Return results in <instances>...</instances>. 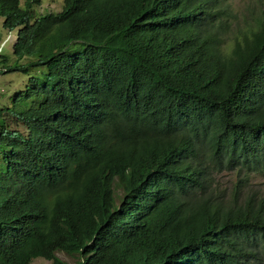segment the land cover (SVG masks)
<instances>
[{
	"label": "trees",
	"instance_id": "16d2710c",
	"mask_svg": "<svg viewBox=\"0 0 264 264\" xmlns=\"http://www.w3.org/2000/svg\"><path fill=\"white\" fill-rule=\"evenodd\" d=\"M248 2L259 5L245 29L230 20L239 34L222 55L199 33L211 25L207 0H64L30 24L18 0H0L5 26L24 23L13 54L46 66L30 84L74 101L86 130L68 156L0 138V198L16 191L34 205L11 218L0 209V264H66L55 250L79 252L80 264H264V196L242 195L239 180L226 194L215 178L264 170V0ZM117 75L130 117L105 100ZM40 132L62 141L51 123Z\"/></svg>",
	"mask_w": 264,
	"mask_h": 264
},
{
	"label": "clouds",
	"instance_id": "9594fccd",
	"mask_svg": "<svg viewBox=\"0 0 264 264\" xmlns=\"http://www.w3.org/2000/svg\"><path fill=\"white\" fill-rule=\"evenodd\" d=\"M225 2H229V8H230V0H207L206 4V10L210 11L211 14V20H210V26L207 28H203L200 30V35H210L212 34L216 40L218 41V48H219V54H227L231 48L235 45V34L230 36L229 33L233 29L234 26L238 25L234 22L230 21L232 19L231 14H229V21H228V27L226 29H222V31L217 32L218 28L220 26L221 17L217 16V14H227L230 11H228L225 7ZM64 4V0H63ZM18 5L20 9L26 10L28 13V19L27 23H33L37 18L41 17V15L46 13H57V12H42L41 8V2L40 0H18ZM36 6L38 9V15L33 14L32 7ZM41 7V8H40ZM63 7V5H62ZM231 10V8H230ZM232 13V12H231ZM141 17V16H140ZM5 16L0 14V23L1 26L8 29L9 32L6 35V38L0 42V73H8L11 71L16 70H23L20 68L14 69L13 65L9 63V59L6 55L2 54L3 47L11 40L12 42V51L13 46L18 40V36L20 35V29L24 25V23H18L14 26H10L11 28L4 25ZM212 26H215L212 28ZM246 24H243L241 28L245 29ZM16 35L13 38L12 33L10 30L16 29ZM13 53V52H12ZM14 55V54H13ZM23 57L22 61L20 62L21 58ZM22 57H16L17 63L20 65H24L27 68L24 69L25 71L32 70L34 68L43 67L45 69L44 76L39 78L34 75H29L26 79L25 85L23 88L17 90L15 94L13 95L12 101L14 103L17 102V100H26L28 103L26 106L19 110V114L17 117H15L14 120L9 122V127L6 128L5 124L0 125V138L5 136H18L20 140H27L29 143L39 152L47 153V152H62L65 153L68 156V148L71 147V139L70 137L75 138H81L83 134L86 133V130L84 129V124L80 116L74 115L69 110V105H75L74 101H68L63 102V100L53 92H43L39 90V85H32L30 84L29 78H34L37 80H43L45 77V74L47 73V69L45 65H34L32 61H34L33 57L31 55H23ZM3 59H6V64H3ZM126 77H122L121 75L113 76L110 78H106L104 81V95L105 100L109 104L111 110L126 118L130 117L135 112L134 105L130 102V87L128 85V82L126 80ZM30 84L29 90L32 92V94L26 92L23 94L25 88L27 85ZM31 85L33 86L31 89ZM93 91V90H92ZM2 92V89L0 88V93ZM81 97L83 100H88L89 102H93L96 97L93 95H90L87 90L81 91ZM8 109L10 107H7ZM2 114V109H0V115ZM28 116V117H23ZM38 117L36 120L35 117ZM48 123H51L54 126H57L60 128L62 141H54L51 139H39L36 134L40 135L41 129L48 126ZM228 170V169H224ZM223 170V171H224ZM234 172V175L236 177V180H239L240 182L244 183L246 185L249 176L254 173H261L264 170L260 172H251L248 174L243 173H237L235 170H230ZM116 180H115V201L116 204L119 203V196L116 193ZM122 193V192H121ZM259 195V194H257ZM264 196V195H261ZM28 207L34 211V205L32 202L28 201L21 193L16 191H8L0 198V209L5 213V215L8 218L13 217L15 214H17L20 210H22L24 207ZM56 253H62L65 255H78L79 260L78 264H80L83 261V256L79 252H73L68 253L64 250H55L54 256L61 261L65 262L61 258H59ZM36 257H42L41 259H46L48 261H51L52 264H55L54 260L55 258H47L44 256H35L31 259L30 264H33V260ZM68 264L67 262H65ZM175 264V263H174Z\"/></svg>",
	"mask_w": 264,
	"mask_h": 264
},
{
	"label": "rangeland",
	"instance_id": "374dc122",
	"mask_svg": "<svg viewBox=\"0 0 264 264\" xmlns=\"http://www.w3.org/2000/svg\"><path fill=\"white\" fill-rule=\"evenodd\" d=\"M41 10L45 12H57L62 8L63 0H40ZM258 3L248 2V0H230L231 8V17L235 20L238 27H241L245 23H249L251 19L248 16V13L255 11ZM33 14L38 15V9L36 6L32 7ZM16 29L10 30L14 36L16 35ZM8 29L1 26L0 23V42L6 38ZM234 34H239L237 27H234L229 33L230 36ZM12 42L9 41L4 47L2 54L6 55L9 59V63L14 65L18 61L16 60L15 55L12 53ZM21 58L20 62L22 61ZM45 69L43 67L34 68L32 70H16L8 73H0V88L2 92L0 93V109H2V114L0 115V125L5 124L6 128L9 127V122L14 120L15 117L19 114V110L23 109L28 101L26 100H17L16 103L12 101L13 95L17 90L23 88L25 85L27 77L31 74L36 77H43ZM7 107H10L9 109ZM217 181V186L219 189L224 190L228 194L231 186L235 183L236 177L233 171L224 170L216 174L215 176ZM243 194L246 193H256L259 195H264V171L261 173H254L249 176V179L242 189ZM117 195L121 194V190L116 187ZM56 255L67 262L68 264H78L79 256L78 255H65L62 253H56ZM42 257H36L33 260V264H52L51 261L46 259H41Z\"/></svg>",
	"mask_w": 264,
	"mask_h": 264
}]
</instances>
